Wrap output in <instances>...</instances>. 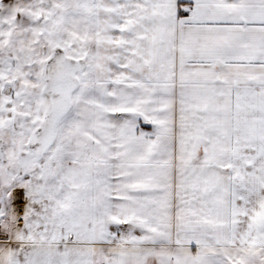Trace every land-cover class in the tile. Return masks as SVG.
<instances>
[{
    "label": "snow or ice",
    "instance_id": "1",
    "mask_svg": "<svg viewBox=\"0 0 264 264\" xmlns=\"http://www.w3.org/2000/svg\"><path fill=\"white\" fill-rule=\"evenodd\" d=\"M0 264H264V0H0Z\"/></svg>",
    "mask_w": 264,
    "mask_h": 264
}]
</instances>
